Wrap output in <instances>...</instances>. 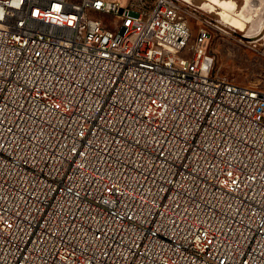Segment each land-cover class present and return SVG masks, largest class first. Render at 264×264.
Here are the masks:
<instances>
[{"label": "built area", "instance_id": "built-area-1", "mask_svg": "<svg viewBox=\"0 0 264 264\" xmlns=\"http://www.w3.org/2000/svg\"><path fill=\"white\" fill-rule=\"evenodd\" d=\"M191 36L179 0H0V264H264V89Z\"/></svg>", "mask_w": 264, "mask_h": 264}, {"label": "rangeland", "instance_id": "rangeland-1", "mask_svg": "<svg viewBox=\"0 0 264 264\" xmlns=\"http://www.w3.org/2000/svg\"><path fill=\"white\" fill-rule=\"evenodd\" d=\"M222 1L225 6L214 0H179L192 33L189 52L194 50L200 27L207 26L211 32L208 49L216 58L215 72L264 89V0Z\"/></svg>", "mask_w": 264, "mask_h": 264}, {"label": "bare ground", "instance_id": "bare-ground-1", "mask_svg": "<svg viewBox=\"0 0 264 264\" xmlns=\"http://www.w3.org/2000/svg\"><path fill=\"white\" fill-rule=\"evenodd\" d=\"M214 1H216V3L218 2V3H220V4H222L223 6H225V3L222 1V0H214ZM226 1V0H225ZM226 2H228V1H226ZM226 19H227V17H226ZM239 21V20H238ZM241 26L243 27V25L241 24Z\"/></svg>", "mask_w": 264, "mask_h": 264}, {"label": "clouds", "instance_id": "clouds-1", "mask_svg": "<svg viewBox=\"0 0 264 264\" xmlns=\"http://www.w3.org/2000/svg\"><path fill=\"white\" fill-rule=\"evenodd\" d=\"M21 2H22V0H21ZM15 6H16V7H19V6H20V4H19V3H16V4H15Z\"/></svg>", "mask_w": 264, "mask_h": 264}]
</instances>
